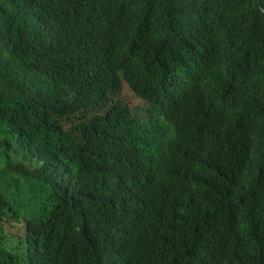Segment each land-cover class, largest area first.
Returning a JSON list of instances; mask_svg holds the SVG:
<instances>
[{"label":"trees","instance_id":"16d2710c","mask_svg":"<svg viewBox=\"0 0 264 264\" xmlns=\"http://www.w3.org/2000/svg\"><path fill=\"white\" fill-rule=\"evenodd\" d=\"M0 264H264V0H0Z\"/></svg>","mask_w":264,"mask_h":264},{"label":"clouds","instance_id":"9594fccd","mask_svg":"<svg viewBox=\"0 0 264 264\" xmlns=\"http://www.w3.org/2000/svg\"><path fill=\"white\" fill-rule=\"evenodd\" d=\"M163 124V123H162ZM163 125H165V124H163ZM185 163V162H184ZM184 163H183V165H182V168H183V171L185 170V165H184ZM176 170H178V167H177V165L175 164V162H174V160L172 161V162H170L164 169H163V171L160 173V174H170V173H173V172H175ZM138 197V193H137V191H136V186L133 188V189H131L130 191H129V195H128V199L129 200H134V199H136ZM179 198H180V200H181V202L183 203V204H187V203H189V202H193V201H197V198H196V195L194 194V195H189V196H184V195H182V193L180 192V194H179Z\"/></svg>","mask_w":264,"mask_h":264},{"label":"rangeland","instance_id":"374dc122","mask_svg":"<svg viewBox=\"0 0 264 264\" xmlns=\"http://www.w3.org/2000/svg\"><path fill=\"white\" fill-rule=\"evenodd\" d=\"M126 102H128L132 108H140L143 112L153 109V104L144 99H141L140 97H135L134 95H128ZM18 227L19 225H14L12 229L14 230ZM7 231L8 236H10L11 230L9 232V230L7 229Z\"/></svg>","mask_w":264,"mask_h":264}]
</instances>
